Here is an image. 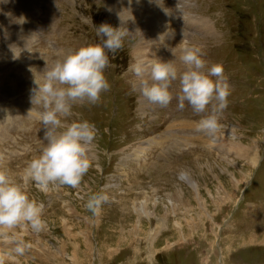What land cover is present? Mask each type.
<instances>
[{"label": "rangeland", "instance_id": "1", "mask_svg": "<svg viewBox=\"0 0 264 264\" xmlns=\"http://www.w3.org/2000/svg\"><path fill=\"white\" fill-rule=\"evenodd\" d=\"M0 1V170L45 205L40 231L0 229V264H264V0ZM105 22L128 32L108 53L110 87L60 116L95 125L91 166L78 186L42 191L25 178L45 144L34 80L100 42L95 26ZM186 44L206 66L221 63L229 83L213 133L197 127L207 111L178 107ZM158 59L178 69L167 106L143 96L150 72H134ZM96 193L107 199L94 214L86 204Z\"/></svg>", "mask_w": 264, "mask_h": 264}, {"label": "clouds", "instance_id": "2", "mask_svg": "<svg viewBox=\"0 0 264 264\" xmlns=\"http://www.w3.org/2000/svg\"><path fill=\"white\" fill-rule=\"evenodd\" d=\"M95 27L100 42L69 52L48 68L43 83L34 80L36 87L32 89L31 101L44 108L40 120L45 144L40 154L28 163L25 178L34 181L42 191L55 184L78 186L91 166L89 151L97 134L95 125L88 120H75L65 125L60 116L70 115L74 102L86 100L95 104L99 101L101 93L110 87L105 76L110 63L108 53L114 54L120 49L128 35L122 25L105 22ZM181 60L185 70L179 73L178 107L182 109L187 101L194 113L207 111L197 127L213 133L219 126V113L227 106L229 95L223 66L221 63L206 66L201 48L187 44ZM146 71L150 72L151 82L141 80L143 95L155 104L167 106L174 95L172 82L178 78L176 65L172 60L158 59L148 69L142 63L134 67L137 76H143ZM106 199L105 194L96 193L86 207L95 214ZM44 207L43 202L29 197L23 185L0 170V229H12L27 222L33 230L40 231L44 227Z\"/></svg>", "mask_w": 264, "mask_h": 264}, {"label": "bare ground", "instance_id": "3", "mask_svg": "<svg viewBox=\"0 0 264 264\" xmlns=\"http://www.w3.org/2000/svg\"><path fill=\"white\" fill-rule=\"evenodd\" d=\"M5 1V0H4ZM22 1V0H21ZM1 2V1H0ZM45 6L47 7V8H49L48 7V5H46V3H45ZM51 7V6H50ZM52 8V7H51ZM4 17V16H3ZM5 18V17H4ZM130 18H133V16L132 15H130ZM157 20V17H154V21H156ZM26 21V20H25ZM3 22V21H2ZM134 28V27H133ZM148 32H151V31H148ZM150 34H152V33H150ZM155 35H157V36H159V37H162V36H165L166 37V35H164V34H161V32L160 31H158L157 33H155ZM147 37V36H146ZM145 37V35H144V38H146ZM10 38H13L12 36L10 37ZM9 41V40H8ZM141 41V46H143V45H145L146 46V48H149V41H148V43L147 44H145L144 42H146V41H143V39L142 40H140ZM156 41H157V39H156ZM156 41H155V43H156ZM5 42V41H4ZM7 42V41H6ZM151 42H152V40H151ZM154 42V41H153ZM9 43V42H8ZM11 43V42H10ZM13 45V44H12ZM139 44H138V46H140ZM152 45V44H151ZM158 47L157 45H152L151 47H152V50H154V47ZM137 50V49H136ZM142 50V49H141ZM139 52V51H138ZM158 52V51H157ZM143 55V54H142ZM160 55V54H159ZM149 56H151L150 54H149V52L147 51V54H146V57H149ZM0 58H1V56H0ZM154 58V57H153ZM147 59V58H146ZM140 61H141V59H140ZM146 63V62H145ZM147 64V63H146ZM151 65V64H150ZM149 73V72H148ZM148 76V75H147ZM11 78V77H10ZM12 79V78H11ZM10 79V80H11ZM4 83H5V81H4ZM7 83V82H6ZM9 83V82H8ZM144 96V95H143ZM143 99H144V97H143ZM146 100V99H145ZM142 101V100H141ZM147 101V100H146ZM145 102V101H144ZM148 102V101H147ZM150 102V101H149ZM146 104V103H145ZM6 128V127H5ZM216 138H217V136H215L213 139H212V142L215 144V140H216ZM214 140V141H213ZM217 141H222V139H218V140H216V142ZM227 146H228V144H227ZM226 146V147H227ZM145 149V148H144ZM142 150H143V148H139V151L140 152H142ZM231 150V147H229L228 148V151H230ZM254 153V152H253ZM258 159V158H257ZM182 178L184 179V180H186L187 182H188V184L190 183V185H191V187H194V188H196V191H197V193L199 192V183L197 182V180H194L193 179V177L191 176V175H186V176H182ZM195 191V190H194ZM172 199V198H171ZM148 199H145L143 202H141V204H142V208H144V209H147V207H148ZM169 206V205H168ZM172 206V205H171ZM173 206H174V203H173ZM138 209V208H137ZM76 259V258H75ZM78 259V258H77ZM72 260V259H71Z\"/></svg>", "mask_w": 264, "mask_h": 264}, {"label": "trees", "instance_id": "4", "mask_svg": "<svg viewBox=\"0 0 264 264\" xmlns=\"http://www.w3.org/2000/svg\"><path fill=\"white\" fill-rule=\"evenodd\" d=\"M244 15H246V14H244Z\"/></svg>", "mask_w": 264, "mask_h": 264}]
</instances>
